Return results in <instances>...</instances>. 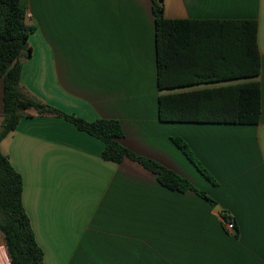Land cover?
<instances>
[{
	"label": "crops",
	"instance_id": "obj_1",
	"mask_svg": "<svg viewBox=\"0 0 264 264\" xmlns=\"http://www.w3.org/2000/svg\"><path fill=\"white\" fill-rule=\"evenodd\" d=\"M31 57L21 83L47 105L89 121L115 119L122 143L216 201L163 187L136 161L68 120L22 117L1 152L22 176L23 205L44 264H264V0H163L166 19L258 21L262 113L257 125L161 122L152 0H20ZM191 64L182 72L190 75ZM181 87L163 93L235 84ZM0 79V126L4 121ZM182 138L214 183L174 142ZM221 212L235 223L224 229ZM0 231V264H11Z\"/></svg>",
	"mask_w": 264,
	"mask_h": 264
},
{
	"label": "trees",
	"instance_id": "obj_2",
	"mask_svg": "<svg viewBox=\"0 0 264 264\" xmlns=\"http://www.w3.org/2000/svg\"><path fill=\"white\" fill-rule=\"evenodd\" d=\"M155 14L158 114L161 122L257 125L262 113V59L258 48V21L166 19L163 0H152ZM35 27L28 22L20 0H0V79L4 82V121L2 141L16 129L22 117L38 115L61 117L104 143L102 157L120 164L136 161L157 175L158 182L173 191H194L211 206L217 203L203 190L158 161L137 155L123 143L124 128L115 119L89 121L62 112L32 95L22 85L24 58L31 57L29 38ZM191 64L190 75L182 72ZM235 81L216 87L163 93L205 83ZM185 156L212 183V177L194 157L182 138H173ZM22 176L0 149V231L4 234L11 264H44L45 255L32 228L22 194ZM226 220L225 212H221Z\"/></svg>",
	"mask_w": 264,
	"mask_h": 264
},
{
	"label": "built area",
	"instance_id": "obj_3",
	"mask_svg": "<svg viewBox=\"0 0 264 264\" xmlns=\"http://www.w3.org/2000/svg\"><path fill=\"white\" fill-rule=\"evenodd\" d=\"M222 219H223V223H224V229H226V231L232 233V232H235V223L231 220H226L224 218V216H222Z\"/></svg>",
	"mask_w": 264,
	"mask_h": 264
},
{
	"label": "water",
	"instance_id": "obj_4",
	"mask_svg": "<svg viewBox=\"0 0 264 264\" xmlns=\"http://www.w3.org/2000/svg\"><path fill=\"white\" fill-rule=\"evenodd\" d=\"M215 208H216L217 210H219V211H220V208H219V206H215Z\"/></svg>",
	"mask_w": 264,
	"mask_h": 264
}]
</instances>
